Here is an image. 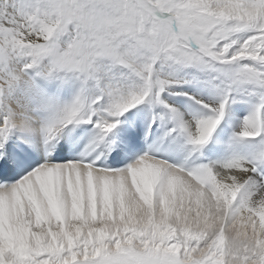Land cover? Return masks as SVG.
Segmentation results:
<instances>
[{
  "label": "snow or ice",
  "instance_id": "6c2138e0",
  "mask_svg": "<svg viewBox=\"0 0 264 264\" xmlns=\"http://www.w3.org/2000/svg\"><path fill=\"white\" fill-rule=\"evenodd\" d=\"M0 264H264V0H0Z\"/></svg>",
  "mask_w": 264,
  "mask_h": 264
}]
</instances>
